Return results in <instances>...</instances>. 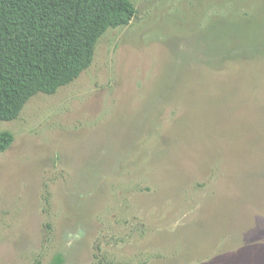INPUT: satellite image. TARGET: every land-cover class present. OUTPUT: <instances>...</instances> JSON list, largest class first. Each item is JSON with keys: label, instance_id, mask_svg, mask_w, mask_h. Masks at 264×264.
<instances>
[{"label": "rangeland", "instance_id": "obj_1", "mask_svg": "<svg viewBox=\"0 0 264 264\" xmlns=\"http://www.w3.org/2000/svg\"><path fill=\"white\" fill-rule=\"evenodd\" d=\"M132 1L0 120V264H264V0Z\"/></svg>", "mask_w": 264, "mask_h": 264}, {"label": "trees", "instance_id": "obj_2", "mask_svg": "<svg viewBox=\"0 0 264 264\" xmlns=\"http://www.w3.org/2000/svg\"><path fill=\"white\" fill-rule=\"evenodd\" d=\"M132 0H0V120L17 119L38 93L55 94L94 61L109 29L129 25ZM15 136L0 132V152ZM61 254L51 264H62Z\"/></svg>", "mask_w": 264, "mask_h": 264}]
</instances>
